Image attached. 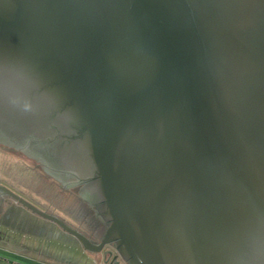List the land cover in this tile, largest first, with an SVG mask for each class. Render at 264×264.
Segmentation results:
<instances>
[{
    "label": "water",
    "instance_id": "obj_1",
    "mask_svg": "<svg viewBox=\"0 0 264 264\" xmlns=\"http://www.w3.org/2000/svg\"><path fill=\"white\" fill-rule=\"evenodd\" d=\"M0 143L96 177L98 242L0 194L106 264H264V0H0Z\"/></svg>",
    "mask_w": 264,
    "mask_h": 264
},
{
    "label": "crops",
    "instance_id": "obj_2",
    "mask_svg": "<svg viewBox=\"0 0 264 264\" xmlns=\"http://www.w3.org/2000/svg\"><path fill=\"white\" fill-rule=\"evenodd\" d=\"M27 200L76 227L56 211L44 208L42 202ZM77 221L84 229L89 230L82 219ZM64 242L68 245H64ZM0 264L106 263L101 253L82 247L75 236L62 229L55 221L31 211L14 199H0ZM117 264L125 263L119 259Z\"/></svg>",
    "mask_w": 264,
    "mask_h": 264
},
{
    "label": "rangeland",
    "instance_id": "obj_3",
    "mask_svg": "<svg viewBox=\"0 0 264 264\" xmlns=\"http://www.w3.org/2000/svg\"><path fill=\"white\" fill-rule=\"evenodd\" d=\"M0 183L26 198L42 202L44 208L56 211L79 229L85 228L77 222L79 218L82 220L86 218L82 214L83 209L76 195L72 192H64L57 181L1 146ZM64 245L68 243L64 242Z\"/></svg>",
    "mask_w": 264,
    "mask_h": 264
},
{
    "label": "flooded vegetation",
    "instance_id": "obj_4",
    "mask_svg": "<svg viewBox=\"0 0 264 264\" xmlns=\"http://www.w3.org/2000/svg\"><path fill=\"white\" fill-rule=\"evenodd\" d=\"M44 154L45 158L48 159L52 164L48 163L47 166L38 163L39 166H37V168L42 172L51 175L52 178L56 179V181L63 188L64 192H72L77 196V199H79V201L83 204L81 207L83 209L82 214L86 218V220H83V222H85L84 224H86V228H89V230L80 229V231L90 237L92 241H100L106 230L107 222L100 211L101 200H99L97 187L95 186L96 177L89 174L86 178H82L80 177V170H78L77 168L74 169V167L72 166L74 170L71 171L68 168L56 166L55 163H53L55 161V159H53V156L49 155L48 153ZM77 170L79 172H77ZM23 197L25 199H29L25 196ZM0 199L14 198L6 194H0ZM103 248H110V246L108 244H105ZM108 261H112L113 264L114 260H112V256H109V258H107V262Z\"/></svg>",
    "mask_w": 264,
    "mask_h": 264
},
{
    "label": "trees",
    "instance_id": "obj_5",
    "mask_svg": "<svg viewBox=\"0 0 264 264\" xmlns=\"http://www.w3.org/2000/svg\"><path fill=\"white\" fill-rule=\"evenodd\" d=\"M0 146L4 147V148H6V149H11V150L16 151V149H14V148H12V147H9V146H6V145L1 144V143H0ZM17 151H18V150H17Z\"/></svg>",
    "mask_w": 264,
    "mask_h": 264
}]
</instances>
